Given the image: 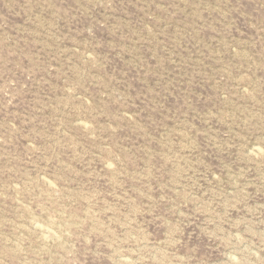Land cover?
Listing matches in <instances>:
<instances>
[{"label":"rangeland","instance_id":"374dc122","mask_svg":"<svg viewBox=\"0 0 264 264\" xmlns=\"http://www.w3.org/2000/svg\"><path fill=\"white\" fill-rule=\"evenodd\" d=\"M0 264H264V0H0Z\"/></svg>","mask_w":264,"mask_h":264}]
</instances>
